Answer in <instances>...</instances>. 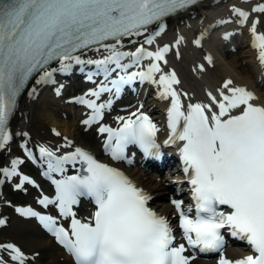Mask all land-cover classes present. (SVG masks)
Segmentation results:
<instances>
[{
	"label": "snow or ice",
	"instance_id": "6c2138e0",
	"mask_svg": "<svg viewBox=\"0 0 264 264\" xmlns=\"http://www.w3.org/2000/svg\"><path fill=\"white\" fill-rule=\"evenodd\" d=\"M196 3L197 0H0V150L12 138L8 125L17 97L34 74L39 76L36 84L51 83L53 72L68 71L72 63L95 64V74L103 73L106 83L85 94L95 99L80 97L77 101L92 110L82 121L89 126L100 121L103 110L111 107V99L97 103L101 94L114 90L119 96L121 87L136 77L141 82L158 84L161 98L170 100L169 135L164 143L179 142L193 201L187 209L183 201H171L179 219L182 243H176L169 220L149 206L152 197L120 169L102 163L81 147L61 156L40 147L41 155L47 158L48 173H57L61 178L49 177L55 196H42L37 203L45 208L54 205L59 215H42L30 207H17L15 211L22 217L36 218L74 264H193L196 255H188L189 249L218 253L217 264H264V104L256 102L252 91L227 79L216 89L217 95L207 93V103H189L185 109L180 93L173 87L180 83L176 73H163L161 68L160 62L167 63V45L155 51L143 45L133 52L121 50L126 38L145 33L149 35L144 43L152 45L165 30L164 18ZM252 12L264 13V4L253 7ZM232 14L242 25L249 21L248 12L240 8L233 7ZM256 24L251 21L253 46L258 49L259 62L264 64V34H257ZM152 25H157L158 30L151 32ZM182 40L178 37L175 44ZM129 43L137 41L130 39ZM193 43L199 47L201 38ZM90 50L107 54L97 60L81 59L80 54ZM126 58L131 63H122ZM145 59L151 61L146 72L108 80L112 72L124 71ZM205 59L212 63L210 56ZM54 61L60 68L49 70ZM198 67L204 70L203 65ZM116 121V128L101 124L97 129L106 134L104 147L112 160L131 163L126 156L130 145L139 147L145 156L158 158L159 129L148 115L137 109L116 117ZM71 143L67 141L65 146ZM11 163V169L0 168V172L9 178L19 176L17 188L34 183L17 172V165L23 161ZM66 165L75 168L76 174L66 175ZM80 198H89L95 205L91 216L83 220L74 209ZM61 218L69 221L67 228L59 223ZM3 224L5 220L0 218ZM224 229L245 241L252 254L228 259L223 251ZM0 250L10 251L16 264H28L26 255L15 245L0 244ZM0 264H6L2 257Z\"/></svg>",
	"mask_w": 264,
	"mask_h": 264
},
{
	"label": "bare ground",
	"instance_id": "6f19581e",
	"mask_svg": "<svg viewBox=\"0 0 264 264\" xmlns=\"http://www.w3.org/2000/svg\"><path fill=\"white\" fill-rule=\"evenodd\" d=\"M262 4H264V0L206 1L189 12L171 19L168 23L169 25L165 26L164 32L156 37L157 42L154 46L157 49L158 47L167 45L169 47L167 55L177 63V66L180 68L181 76L196 83L195 86L202 88V91L206 90L204 92L205 97L208 92L217 95L216 89L219 88L225 80L231 79L234 81L235 86L245 87L249 91H252L257 97V103L264 104V75H260L261 73L258 68L259 65H262L260 62L257 64L259 61L258 51L250 52L243 50L240 55V61H228L226 56L217 55L213 47L219 45V37L225 33H211V29H215L216 25H218L222 19L232 18V16H234L232 14L233 7L248 12L249 21H256V26L264 23V13L252 12L253 7H258ZM178 37H183V40L179 45H176L175 42ZM197 38H201L199 47L193 43ZM129 40L130 39L123 42V46L121 47L122 51L133 52L137 47L143 45L144 41L143 39L140 40L134 37H131V40L137 41V43H129ZM160 43H162V45L158 46ZM106 54L107 53L103 50L99 53L95 51L93 53H88L81 57V59L97 60L101 59L102 56ZM206 56L212 58V66L214 69H211L213 71H210V73L205 76L203 71L199 70L198 66H200V61L208 63L205 59ZM129 61H131L130 58H126L122 63H128ZM189 63L192 67L198 69V76L195 74L193 76L187 74V70L189 69L187 66ZM84 65L87 64L80 66ZM51 78H54V76L52 75ZM144 84L148 88L155 85L148 80H145ZM55 90L56 87L54 83L36 84L35 79L34 82L30 84L27 91H25L22 99L18 102L17 109L12 118L13 120L9 126V132L12 138L6 148L1 150L0 168L11 169V162L13 160H23V151L21 147H29L35 151H39L40 147H46L58 156L68 153L70 149L74 150L75 147H81L93 152L95 157L103 163H109V159H107L104 153L102 154L97 147L90 148V146L78 136L77 129L74 126L75 116L68 113L71 111V108H67L63 105L58 98L52 97ZM30 92L32 93L31 96L29 95ZM155 96L157 98H154ZM159 97L160 96L157 94H150L147 100H145L144 105L147 108L149 101L153 100L152 104L155 105V108L156 106L158 107L156 112L161 116L164 114L163 111L166 109V106L165 103L158 101ZM136 105H138V103L132 104L126 109H123V111L113 109L104 110L103 113L106 117L105 123L112 125L117 123L116 117L129 115L131 112H134ZM53 130L59 132V135H56ZM25 133L27 135H25ZM65 138H67V141L72 142L71 146H65L67 144ZM20 165L21 164H18L17 168H19ZM117 165L121 166V168L125 170V173H127L137 185L142 187L143 190L153 194L154 201L151 203V206L159 211L162 216L171 219L172 216L176 214L171 204L172 200H170V198H164L165 192L169 190L170 183L173 182L171 178H173L174 175L170 177L159 175V177H156L152 174H146L141 170L136 171L134 167L124 168L119 163H117ZM0 178L4 180V183L0 187V218L5 220V224L0 225V232H3L0 233V244L11 243L15 245L26 255L28 264H36L33 261L35 256L34 251L48 244L50 236L44 237L42 235L41 227H39V224H37L34 219L22 217L15 211L17 207L21 206L7 204V197L4 191L7 185L17 188L16 185L20 184L19 180L14 176L11 178L6 177L2 172H0ZM20 188L25 194L31 196L28 198L30 205L27 207H38V197L34 195L33 190L30 187L27 188L23 186V184ZM43 189L44 186L40 188L42 193L44 192ZM171 194L172 191L170 195ZM8 208H10V210H8ZM48 210L54 214L58 213L54 205H51ZM75 210L77 215L85 219L87 216V208L84 204H80ZM62 222H65V220L60 219L59 223ZM54 249L55 251H60L57 247ZM224 254L228 259L233 260L246 254V252L233 254L229 249H226ZM59 255V252H53L46 264H59ZM6 260L8 261L7 257ZM68 264L74 263L68 261ZM193 264H212V262L210 260L202 261L196 258Z\"/></svg>",
	"mask_w": 264,
	"mask_h": 264
},
{
	"label": "rangeland",
	"instance_id": "374dc122",
	"mask_svg": "<svg viewBox=\"0 0 264 264\" xmlns=\"http://www.w3.org/2000/svg\"><path fill=\"white\" fill-rule=\"evenodd\" d=\"M241 53L237 52L235 55H232V56H229V57H226V59L229 61L231 60H235L236 62L239 60L240 61V56ZM77 127V134L79 137H81L82 139H85L86 142H88L89 144H92L93 147H95V145L98 144V141H96V137H95V129H90L88 131H85L83 130L82 127H79L78 126V123H76L75 125ZM98 140V139H97ZM17 198H15L13 196L14 199H17L18 202L20 203H26L29 196L26 195H20V196H17ZM167 197V196H166ZM9 199V198H8ZM0 233H3V232H0ZM53 245V242H52V239L49 240L48 244L44 245L41 247V249L37 250L36 252H39V256L37 255V257H35V263L36 264H46V262L49 260L50 258V255L58 251H55L54 247L52 246ZM62 255H59V264H68V258L65 257V256H62ZM37 261V262H36Z\"/></svg>",
	"mask_w": 264,
	"mask_h": 264
}]
</instances>
